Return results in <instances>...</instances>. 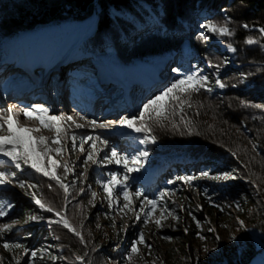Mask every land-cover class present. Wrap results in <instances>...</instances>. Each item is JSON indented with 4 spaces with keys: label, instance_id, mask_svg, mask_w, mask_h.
I'll return each instance as SVG.
<instances>
[{
    "label": "trees",
    "instance_id": "trees-1",
    "mask_svg": "<svg viewBox=\"0 0 264 264\" xmlns=\"http://www.w3.org/2000/svg\"><path fill=\"white\" fill-rule=\"evenodd\" d=\"M97 8V28L80 46L82 56H89L85 59L88 73L84 77L94 76L95 67L100 71L108 67L116 76L130 78L140 70L151 72L150 58L164 57L175 59V65H169V73L180 69L169 77L166 87L184 75L195 74L208 77L206 83L211 91L201 88L179 94V101L167 102V115L160 123L155 122L154 115L152 119L146 116L150 133H136L131 129L135 149L122 156L130 158L138 151H148L143 168H139L143 171L139 173L156 169L161 179L155 181L149 195L140 189L143 195L137 197L138 204L130 196V209L123 207V185L113 187L111 200L104 191L103 183L113 174L120 180L125 176L117 163H109L104 157L100 166L90 172L85 185V176L80 175L79 170L71 173L68 167L65 173L62 143H48L51 148H61L60 154L49 152L48 155L61 161L55 174L68 185L65 193L51 176H44L23 162L16 168L8 157L0 155L8 165L4 172L12 174L13 168L24 172L23 179L16 183L24 181L25 186L21 188L26 191L30 185L33 191L29 196L45 205L41 209L38 204L24 200L19 218L35 226L23 233L12 228L0 233V264H17V261L19 264H164V261L181 264L179 258L175 259L174 250L165 248L160 239L169 236V232L163 230L162 221L184 219L189 227L191 251L197 254L198 249L203 251L197 244L207 220L196 204L188 200L181 210L177 202L187 199L188 186L200 199L206 214L231 217V209H234L246 226L261 232L260 240L264 243V107L253 106L264 105V34L260 32V28H264V0H0V38L6 39L13 55L20 59L22 54L34 68L37 59L45 64L54 55L63 57L76 42L83 20L97 13ZM206 22L226 24L232 35L209 32L202 27ZM137 24L143 29L137 28ZM210 34L219 36L224 47L209 44ZM249 38L258 44L250 46L246 43ZM6 51L0 42V62L6 58ZM72 71L84 73L76 68L68 70ZM217 79L226 87L220 88ZM97 87L93 79L88 89ZM144 87V92L148 93L153 89ZM166 87L146 97L138 114L132 116H139L143 104ZM115 89L116 94L119 88ZM3 135L7 132L3 131ZM146 135L155 136L156 141L140 144L139 140ZM79 139L86 140L83 135ZM41 163L52 171L46 158ZM89 163L91 161L85 164ZM202 172L211 176L230 173L234 178L214 180L202 176ZM180 176L195 179L186 182L177 179ZM126 184L130 192L131 185ZM161 192H164L163 197ZM145 196L157 201L155 211L148 217L145 213L151 208ZM2 205L7 213V209L15 208V203L6 198ZM133 206L137 209L135 216L139 214L140 219L125 234L123 220L132 217ZM48 207L54 211L48 212ZM169 211L174 215H169ZM32 216L37 219L31 220ZM155 216L161 221L159 226L156 224L160 230L151 233L148 225ZM116 217L122 219L121 223ZM62 218L75 232H80L83 241L64 227ZM141 233L144 243H137ZM35 234L36 238H32ZM5 242L9 244L7 249ZM235 242L237 246L231 250L225 247L220 253H207L200 264H249L260 252L248 237L240 236ZM133 243H137L138 253L131 251ZM16 244L22 247H14ZM60 248L62 252L58 253ZM33 252L35 256L31 255ZM197 254L196 263L200 258ZM77 257L83 259L77 260Z\"/></svg>",
    "mask_w": 264,
    "mask_h": 264
},
{
    "label": "rangeland",
    "instance_id": "rangeland-1",
    "mask_svg": "<svg viewBox=\"0 0 264 264\" xmlns=\"http://www.w3.org/2000/svg\"><path fill=\"white\" fill-rule=\"evenodd\" d=\"M98 11L99 9L97 8V13H93V15H91L89 18H86L85 20H83V22L87 21L86 32L84 34H81L82 23H83L82 22L79 28L80 33L77 38V41L69 47L67 53H65L63 57H58L54 55L53 57L48 59V61L45 64H40L39 63L40 60L37 59L35 62L36 64L34 68L28 64L27 60L24 59V57H22V54H21L20 59L17 58L15 55H13V53L8 50V47L6 45V39L0 38L2 39L0 41L2 44V48H4L5 50L7 49L6 58L2 59L1 60L2 62H0V104L2 107L0 109H7L9 107H12L13 108L12 115L14 119L18 122V125L20 127L39 128L40 131L33 132L32 135L34 137L43 135L44 137L48 138V140L46 141L47 143H50L51 138L56 136L55 130L42 127L40 123L35 120V118L26 119L21 113V108L24 109L26 107H22L18 105L16 101L15 102L9 101L10 96H8V93L16 85H19V81L21 80L18 79V77H22V76H24V78L30 77V79L34 80L36 82L35 84L37 85H40V84L43 85L46 83L45 85L49 86V88H47L48 95L46 94L45 90H43L44 87H39L40 90L38 89L37 93L39 94L45 93L47 97L50 99V101L54 103V101H56L55 100L56 91H54V89L57 87L58 82L60 83V81L62 80L63 81L70 80L68 79V77L71 78V80H73V82L75 83L77 80H78L77 82H79V77L77 76L75 80L72 79L68 70L77 68L76 67L77 65L80 66L79 68H84L82 67V64H84L82 62H84L85 59H89L88 55L82 56L80 46L83 42L87 41L91 37V35L95 32L97 28ZM156 20L158 21L157 17H156ZM136 27L139 29H143L142 25H139V24H137ZM211 36H212L211 40L207 41L209 44L216 43L220 46H223L222 40L219 36H217L216 34L214 35L212 34ZM247 40L248 39H246V41ZM256 44L258 43L249 44V45L255 46ZM165 59L167 58L158 57L157 59L151 58L150 61L153 65L155 64L159 65L160 63L164 62ZM105 61H104L105 64H108L106 59ZM85 64H88V62L85 61ZM168 64H170L171 66H174L175 59L168 60ZM27 66H30L31 68H28ZM167 67L168 66H166L163 69L164 72L163 74H161L162 76L157 78V80L161 78L163 80L162 86L161 84H157L158 85L157 91L166 87L169 77L174 75V71L169 73L167 70ZM95 69L97 71L95 70L94 76H90V75L88 76L93 77L95 84L99 86L101 90L104 91L102 93H106V94L101 95V93L98 92V90H97L98 93L93 92L94 94H91V95L88 92L85 93V91L82 88V85L84 84L86 86H90V83L87 80V81H83L82 85H81V82H79L78 84L83 90L81 91L78 88V92L82 94V97H83L82 100L84 101L82 102L84 104L76 103L78 100L75 99L76 98L74 96L76 94L75 92L71 96L72 97L71 99L76 101L75 104L72 103L74 102L73 100H71L69 97H66L67 94L66 92H64L63 97H62L64 99H62L61 102L66 105L68 104V109L66 110V112L65 111L61 112L59 107L57 108V106H54V109L58 111L57 115L63 114L62 119L64 120L63 121L61 119L60 121L64 129V131L61 132L60 134V142L62 143V146L65 150V156L62 161H64L67 164L71 173H75L77 170H79L80 175L85 176V185L87 183V180L90 177V172L93 169H95V167L100 166V163H102V158L105 157L106 155L108 156L109 154H111V149L113 147L117 150V152L121 156L123 154L131 153L135 149L134 146L132 145L133 142L131 140L132 139L131 132H130L131 129H128L126 126H120L118 124H110L109 127L107 128H100L98 125L100 123L107 124L108 122L119 121L123 117L130 118L132 115H137L141 103L137 104V102L135 101L139 100L138 97L141 100H144V96L141 93L143 88H140V86L137 85L139 83V80L142 79L141 71H137L133 77H130V78L126 77L124 79L122 78L123 81L128 82L129 85L137 80L134 83V85L136 86H132V88L128 86L127 88V86H124V85L120 86L121 84L119 81L121 80V78L115 77V76L113 77L114 73L108 67H106V69L105 70L103 69L102 71H100L101 69H99V67H95ZM87 73L86 71H84L83 76H85ZM152 79L153 78H150L151 83L154 84ZM82 80H85V78ZM157 80H156V83L158 82ZM75 83H71V84H75ZM118 86L122 87L121 91L123 93L126 91L129 92V95H128L129 99L133 100L131 102V105L135 108L132 111L129 110L130 113H126L125 110H122L120 112L118 111L115 112L114 114H112V116L108 114H104L102 112V108H103L102 106L104 102L106 101L117 102L123 99L120 97L125 96V94L117 95V93L115 95V91H116L115 88H117ZM66 90L68 89L66 88ZM133 90L139 91L138 92L139 96L138 97L136 96L137 99L135 98L136 93ZM69 100H71L72 102H69ZM101 101H103V103H101ZM94 103L96 104L94 113L89 115L88 114L89 112L85 110H87V108H89V110L91 108L92 110V107H93L92 105ZM86 104H87V107H85ZM106 106L110 107L111 104L106 103ZM2 115L7 117L9 113L7 111H4ZM68 116L72 117L71 121L67 119ZM106 117L107 119H105ZM93 120L97 122V126L95 128L92 127V125L90 124V122ZM76 124L83 125L84 127L77 128ZM109 130H111V132H109ZM0 134L3 135V132H0ZM81 135H83L84 137L92 136L93 139H95L97 136L101 138L100 140L96 141V149L98 151V155L96 156V159L98 161L97 163L93 164L91 162L87 165L85 164L84 160L85 158H87V152L92 150V147H91L92 142L88 140L81 142L79 139ZM73 137L75 138V148L72 147ZM103 140L108 141L107 147L102 143ZM81 143H83V147L85 149L84 152L80 150ZM50 156L52 160L57 161V166L55 167H53L49 162L51 170L55 172L56 169L60 166L61 161L53 155H50ZM130 165H132L131 162L129 163V166ZM6 166H8L7 161H5L3 158H0V171L5 170ZM118 166L122 168L124 174L128 176V180L126 182H128L131 185L129 193H130V196L132 197V200H134L133 202H135V204L137 203V197H135L134 195L135 192L140 191V189H142L144 190L143 192L144 194L149 195L151 193V188L149 189L148 183L146 182L147 181L146 179L150 174H153V175L157 174V178L154 179L153 182L158 181L159 178L161 179L160 174L158 170L156 169H153L150 172H148L149 174L139 173L141 170L140 171L138 170L136 172L134 171L131 173H126L122 163L118 164ZM140 168L142 169L143 167H140ZM153 171H155L156 173ZM12 173H15V175L13 176V175L8 174L7 176L8 182H6L5 184H0V204H3V200L5 198L10 199L12 202L15 203V208L12 211L11 209H7L8 213L5 211L6 214L4 216H0V228H3L4 225H9L10 228L14 229L16 232L21 231V233H23L25 231L32 230L35 224L32 222H28L23 219H20L19 209L22 208V206L24 205V200H28L34 204H37V203L36 201L32 200V198L29 196V192L33 191L31 187H29L28 191H26L25 189L21 188L16 183L17 180L23 179L24 172L17 171L15 168H13ZM185 192L187 193V199L185 198L186 200H181V202L180 201H177V202L180 203L181 210L184 209L183 205L188 200L192 202L193 205L196 204L197 206H199L201 210L200 214L204 217V219L207 220L205 221V223L203 224L201 228V233H202L201 236L207 237V239H201V236H200L199 241H198L199 243L197 244V246H199V248H201L203 251H199L197 247L198 250L197 249L196 250L198 251V254L197 252L194 253L190 249V242L188 240L189 227L186 224V221L184 219L176 220L175 218H168L166 221H162L163 230H166L167 232H169V236L165 238V240L161 238L160 239L162 240L161 243L163 246H165V248H172L174 250L175 259L179 258L181 264H183V262H189L190 264H200L204 260V258H206L205 255L207 253H210V254L215 253V252L220 253L225 247H227L228 250H231L235 248V246H237V242H235V240L240 236H242L243 238L248 237L252 239L257 244L260 251L264 250V243L260 240L261 232L255 227L246 226L244 222L238 217L236 210L231 209V212L233 213L231 217L226 214L210 216L205 213V211L203 210L201 206L200 199L197 197V195L194 194L190 186L186 187ZM133 210H134V213L131 214L132 217L127 220H123V224H124L123 228H124L125 234L129 231L128 230L129 228L135 227L137 225V219L135 216V212L137 211V209L135 206H133ZM116 220L120 221L121 223L122 219L120 217H116ZM156 220H159L158 216H155V218H153V220L149 222L148 228L151 233L153 230L156 232H159L160 230L158 227H156V223H155ZM241 221L243 222V224H241ZM209 228L213 229L214 231L209 232ZM185 229H187V231H185ZM36 236L37 235L35 234L32 238H36ZM217 236H219L218 240L216 239ZM233 236H235L236 239H232ZM153 240H154L153 238H150V241H153ZM205 247H207L211 251L205 252L204 251ZM116 248H118L117 244H116ZM57 252L61 253L62 252L61 248L58 249ZM26 253L27 252L24 250L22 253L23 256H25ZM196 254H197V257L198 256L200 257L197 263L195 261ZM163 263L166 264L165 261Z\"/></svg>",
    "mask_w": 264,
    "mask_h": 264
},
{
    "label": "snow or ice",
    "instance_id": "snow-or-ice-1",
    "mask_svg": "<svg viewBox=\"0 0 264 264\" xmlns=\"http://www.w3.org/2000/svg\"><path fill=\"white\" fill-rule=\"evenodd\" d=\"M245 28L248 27L247 24L243 25ZM203 28H205L209 32L217 33L220 36H227L232 35V32L229 27L225 24L224 26H219L213 22H206L202 25ZM261 34H264V28H260ZM246 43L248 44H254L258 43V41L249 38ZM232 51H235V49H231ZM216 67H219L217 65ZM174 71L179 72L180 69H174ZM207 80L208 77L206 76H196L195 74L190 75H184L182 78L175 80L173 83L170 84V86L166 87L162 92H160L158 95L153 97L152 99L148 100L146 103L143 104L141 111L139 112V116H132L129 117H123L119 121H113L109 123H100L98 126L100 128H107L110 124H118L120 126H126L128 129H132L136 133H150L151 127L147 125L145 122V118L147 116L148 119H152L153 115L156 118L155 122L160 123V120L163 118H166L167 115V102L168 101H179V94L181 93H187L189 91H199L201 88H207L208 91H211V88L207 87ZM216 83L219 85L220 88L226 87L224 83H222L219 79L216 80ZM254 107L261 108L264 107V105H253ZM4 111H7L9 115L7 117L3 116L2 113ZM13 108L9 107L7 109H0V132L6 131L7 135L0 134V155L4 157H8L9 161L15 165L16 168L21 167V162L23 164H30L33 169H35L37 172L43 173L44 176H51L53 179L56 180L58 184L61 185V187L64 189V192H68V185H64L61 181V178L55 174L54 171H50L47 167H44L41 163V161L46 158L50 164L55 167L57 166V161L52 160L51 156L48 155L49 152H56L57 154L61 153V148H51L49 147V144L46 142L48 138L44 137L43 135L34 137L32 135L33 132L40 131L39 128H30V127H20L18 125V122L14 119L13 115ZM22 114L26 119L35 118L39 121L40 125L47 129H54L56 132V136L51 138L52 144H59L60 142V134L64 131L63 125L60 123L63 114L61 115H50V110L45 107L44 105H32L30 107H26L22 110ZM67 119L69 121L72 120L71 116H68ZM90 124L92 127L97 126V122L95 120L91 121ZM6 126V127H5ZM77 128L84 127L83 125L76 124ZM84 139L91 141V147L92 150L87 152V161H91L93 164L97 163L96 156L98 155V151L96 149V141L100 140L101 138L97 136L95 139H93L92 136H86ZM155 142L156 137L153 135H146L143 139L139 140L140 144H145L147 142ZM102 143L107 147L108 141L103 140ZM72 147L75 148V138L73 137ZM80 150L82 152L85 151L83 147V143L80 145ZM235 155V153H233ZM149 156V152L146 150L138 151L136 154L132 155L130 158L128 156H121L117 150L113 147L111 149V155L105 156L104 159L109 163H117V164H123L124 170L126 173H131L134 171H138L140 167L143 166V162L147 160V157ZM131 161L132 166H129V163ZM65 173L68 172V166L67 164L63 165ZM11 175H15V173H12ZM202 176L209 177L214 180H228L232 179V175L230 173H223L217 176H211L208 172H202ZM8 174L4 171H0V184H5L7 181ZM177 179L190 182L191 180L195 179V177L192 176H180ZM128 180V176L125 175L123 180H120L117 178L116 174H113L111 178L103 183V189L108 194V198L111 200L112 194H113V187L117 185H123L122 195L124 198V205L123 207L126 209L131 208V197L130 193L128 191V187L126 184V181ZM169 183H172V181H169ZM20 187L25 186L24 181H19ZM30 187V185H29ZM83 191V189H81ZM93 195H95L93 193ZM135 197H141L143 194L139 191L134 193ZM160 196H164V192L160 193ZM144 200L147 201V204L150 206L151 210L145 213V216H151L152 212L155 211L157 201L155 199H148V197H144ZM36 203L40 206L41 209L45 208V205L41 203L39 200H36ZM110 203V207H111ZM4 205L0 204V216H4L6 213L3 210ZM8 207H11V205H8ZM217 207H220L217 205ZM239 207V205H237ZM143 201L141 202V211H143ZM48 212L54 211L53 208L48 207ZM169 215H174L173 212L169 211ZM57 216L60 215L59 212L56 213ZM31 220H36V216L30 217ZM136 219H140L139 214H137ZM178 219V217H177ZM195 219V218H194ZM58 223L61 221H57ZM62 222L64 224L65 228H69L71 231L75 232V229L71 227V225L67 222V220H63ZM155 223L159 226L161 224L160 220H156ZM241 224L243 222L241 221ZM197 225L199 226V221H197ZM99 227V225H98ZM10 230L9 225H4L3 228H0V233H3L4 231ZM187 231V229H185ZM214 230L209 228V232H213ZM76 236L80 237L81 241H83V237L81 236L80 232H75ZM201 239H207V237L201 236ZM216 239H219V236L216 237ZM232 239H236L235 236L232 237ZM137 243H144V236L143 233L139 235V240ZM137 243H133L131 251L134 253H138L139 249L137 247ZM4 247L7 249L9 248V244L7 242L4 243ZM16 248L22 247L19 244L14 245ZM150 248L151 246L148 245ZM205 252L211 251L207 247L204 249ZM32 256H35L36 253H31ZM83 257H77V260H82ZM17 264L19 262L17 261Z\"/></svg>",
    "mask_w": 264,
    "mask_h": 264
},
{
    "label": "bare ground",
    "instance_id": "bare-ground-1",
    "mask_svg": "<svg viewBox=\"0 0 264 264\" xmlns=\"http://www.w3.org/2000/svg\"><path fill=\"white\" fill-rule=\"evenodd\" d=\"M86 28H87V21H85V22H83L82 23V32H81V34H84L85 32H86ZM153 59H157L156 57H152ZM151 59V58H150ZM168 60L169 59H165V61H164V64H168ZM83 63V62H82ZM153 65V64H152ZM163 69H164V66H163V64L162 63H160L159 65L158 64H155V65H153V68L151 69V71H152V73L156 76L155 78H154V75H152L153 76V78H154V84H152L151 82H150V85H147L146 84V79H149V78H146L144 75H141V80H139V83L137 84V85H139L140 86V88H143V90L141 91V93L143 94V96H144V99L146 98V97H148L150 94H152L155 90H157L158 88H155L154 86L155 85H157V84H161V86L163 85V80L162 79H159V80H157V78H159L160 76H162L161 74H163ZM140 71H143L144 72V70H140ZM146 72V71H145ZM18 79H20L21 81H19V85H16L9 93H8V96H10V99H9V101H14V98L15 97H17L18 95H20V96H22V95H26L27 96V94H26V92H28V93H30V94H33V96H34V94H36L37 93V90L39 89L40 90V88L39 87H44V89L43 90H45V92H46V94L48 95V89L47 88H49V86H46L45 84H40V85H37V84H35L36 82L34 81V80H31L30 79V77L29 78H24V76H22V77H18ZM25 80V81H24ZM156 80L158 81L157 83H156ZM137 81V80H136ZM136 81H134L133 83H131L130 85H129V87L130 88H132V86H136V85H134V83L136 82ZM22 82V83H21ZM144 82V83H143ZM144 86H146V87H153V89H152V91L151 92H149L148 93V91L147 92H144ZM160 86V85H159ZM54 91H56L57 93H60V85H59V82H58V85H57V87L54 89ZM77 91V92H76ZM135 93H136V95H135V98H136V96L138 97L139 95H138V92L139 91H136V90H133ZM74 92L76 93L74 96L76 97H74L75 99H77L78 101L76 102V101H74L73 99H71V100H73L74 102H72L71 100H69V102H72L73 104H75V102L76 103H81V104H84L83 102V97H82V94L81 93H79L78 92V90L77 89H74ZM37 94H39V93H37ZM45 93H43V95H45V96H47ZM104 94H106V93H103V94H101V95H104ZM125 94V96H123V97H120V98H123V99H121L120 101H117V102H114V101H106V102H104L103 103V101H101V103H103V111H105V114H108V115H111L112 116V114H114L115 112H117V111H119V110H121V109H125V110H133L135 107H133L132 105H131V102L133 101V100H130L129 99V96L128 95H126V94H128V92H124V93H122V95H124ZM121 95V94H120ZM127 96V97H126ZM137 99V98H136ZM138 99L139 100H137V101H135V102H137V104L138 103H141L143 100H141L139 97H138ZM85 100V99H84ZM83 101V102H82ZM106 103L107 104H111V106L110 107H108V106H106ZM73 106H75V105H73ZM93 107H92V109L94 108V106H95V103L92 105ZM85 107H87V104H86V106ZM0 108H2L1 107V104H0ZM111 108V109H110ZM91 109V108H90ZM94 113V110H90L89 111V114H93ZM249 264H264V261H263V259L259 256V257H255L253 260H251L250 262H249Z\"/></svg>",
    "mask_w": 264,
    "mask_h": 264
},
{
    "label": "water",
    "instance_id": "water-1",
    "mask_svg": "<svg viewBox=\"0 0 264 264\" xmlns=\"http://www.w3.org/2000/svg\"><path fill=\"white\" fill-rule=\"evenodd\" d=\"M256 256L257 257L260 256L263 259V261H264V250L260 251Z\"/></svg>",
    "mask_w": 264,
    "mask_h": 264
}]
</instances>
